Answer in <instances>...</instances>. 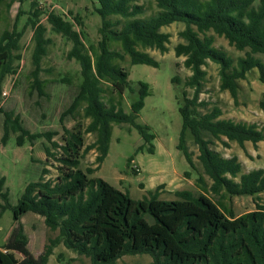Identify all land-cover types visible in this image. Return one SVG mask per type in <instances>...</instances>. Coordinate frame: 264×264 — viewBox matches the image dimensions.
<instances>
[{"label":"trees","instance_id":"trees-1","mask_svg":"<svg viewBox=\"0 0 264 264\" xmlns=\"http://www.w3.org/2000/svg\"><path fill=\"white\" fill-rule=\"evenodd\" d=\"M5 1L0 0V23ZM154 1L158 11L142 18L144 6L139 0H97L96 11L102 20L100 40L90 46L84 41L83 31L75 28L83 26L80 15L67 20L57 12L38 8V0L33 2V18L29 22L35 29L37 42L33 57L35 77L47 53L48 41L44 38L47 28L40 23L45 16L52 31L72 43L68 59L80 65V83L60 121L82 107L84 117L91 121L86 127L82 124L73 130L65 127L64 143L59 144L52 141L55 133H31L19 117L13 119L6 114V124L20 132L19 146L24 145L25 139L33 142L47 137L51 146L59 149L55 154L51 146H45V152L58 163L59 174L55 182L41 178L29 183L14 207L8 201V192L4 191L6 179H0V197L5 201L0 205V217L12 208L15 221L11 238L0 250V264H49L54 247L61 243L90 258L92 264H116L125 255L138 254L149 255L154 264H264V204L257 202L255 210L240 216L229 211L225 204L227 195L254 196L264 192V168L243 173L238 157H225L212 147L216 141H223V137L241 147L246 142L257 146L264 141V130L256 123L223 119L219 106L209 108L210 103L200 98L209 61L219 65L220 88L229 91L235 100L240 92L239 82L246 80L253 69L259 70L264 83V62L255 56L264 54V0ZM115 16L125 19L120 29H115L122 24L120 20H112ZM174 23L185 25L179 33L184 42L176 45L175 53L185 58L184 66L191 71L185 87L193 90L192 96L184 90L180 101L182 129L177 147L195 170L188 140L192 139L197 146V159L204 173L197 178L201 192L179 190L175 192L176 199L161 200L159 194L165 185H160L150 197L136 200L104 179L90 175L100 169L108 155L114 124L136 127L145 142L138 151L147 147L150 153H155L156 134L150 126L136 123L146 98L151 96V86L144 81L138 83V96L131 103V113H126L122 98L130 88V74L116 60H124L127 55L133 65L159 67L153 56L139 48L167 53L170 34L162 28ZM215 35L224 37L239 51L248 50L246 56L235 61L224 49L215 46ZM21 36L14 29L0 37V101L5 77L16 72L14 59H21L14 54L20 49ZM111 42H119L123 53L113 50ZM172 81L181 80L176 76ZM60 82L68 84L71 79L66 76ZM36 86L41 91L38 81ZM108 93H111L109 104L104 101ZM88 133L96 134V140L86 146ZM9 134L6 128L4 143ZM92 149L98 152V166L84 170L80 168L81 160ZM132 161L129 160V165ZM186 175L190 176V172ZM205 176L212 181L210 185ZM209 194L216 200L205 196ZM188 206L206 213L204 221L196 211H185ZM29 212L42 216L52 231H59L56 238H50L38 263L31 259L30 239L22 223L23 216Z\"/></svg>","mask_w":264,"mask_h":264},{"label":"rangeland","instance_id":"rangeland-1","mask_svg":"<svg viewBox=\"0 0 264 264\" xmlns=\"http://www.w3.org/2000/svg\"><path fill=\"white\" fill-rule=\"evenodd\" d=\"M35 0H6L2 5V21L0 23V37L5 31L14 29L21 32L18 43L19 50L14 54L20 56V60L14 59L15 73L5 77L3 89L11 88L10 95L0 107V179H6L4 191L8 192V201L12 207L17 206L25 192V188L31 182H37L41 178L44 181H57L58 163L55 158L45 152V146H51L47 137H42L31 142L25 139L24 145L19 146L17 137L20 132L13 131L11 125L6 124V114L14 119L19 117L22 125L31 133H55L52 141L63 144L65 127L73 130L79 124L88 126L90 119L84 117L83 107L73 115H69L61 122V114L70 105L73 96L80 83V65L73 59H68V52L72 43L61 34H57L47 23L43 16L40 23L44 24L47 31L44 35L46 55L42 59L41 70L35 77L33 57L36 49L35 29L30 24L33 18V2ZM38 8L47 12L54 11L71 20L75 15H80L83 26H75L78 31H83L84 41L87 46L97 44L100 40L99 29L102 20L97 13L99 6L97 0H38ZM144 6V14L140 17L147 18L158 11L154 0H139ZM113 21L120 20L122 24L115 29H120L125 21L122 17H112ZM185 28L182 23H174L162 28L163 32L170 34L169 51L165 54L155 49H143L153 56L159 67L144 64L131 63L129 56L124 60H116L117 64L129 72L130 88L126 90L122 98V107L126 113H131V103L137 98L138 83L144 81L151 86V96L145 100V106L136 120L137 124L148 125L156 134L153 141L155 153H150L146 147L138 151L145 144L137 128L131 124H114L109 152L101 164L100 169L90 177L102 178L131 198L141 200L150 197L158 186L165 185L159 194L161 200L176 199L175 192L179 190H192L200 193L197 185L198 175L204 174L197 157V146L192 139L188 140V146L193 153L196 169L189 165L183 153L178 149L180 133L182 129V117L179 112L180 101L183 99V91L187 90L192 96L193 90L185 87V81L191 75V71L184 66V57H177L175 47L184 42L179 33ZM209 34H214L210 32ZM217 48L224 49L235 61L246 56V51H239L231 46L227 39L215 35ZM111 48L123 53L119 42H111ZM264 62V54H256ZM207 76L202 100L210 103L209 108L216 105L223 111V117L235 122H256L264 130V83L260 80L257 68L248 74L246 80H241L240 92L235 100L229 91L220 88V67L209 61L205 67ZM70 77L71 82H60L63 77ZM180 78V82H173L174 77ZM37 79V80H36ZM36 81L41 85V91L36 86ZM2 89V90H3ZM111 93L104 95V101L109 104ZM116 100L118 96L113 94ZM9 129V137L3 142L5 129ZM96 140V134L88 133L85 136V145H91ZM216 141L212 147L225 157L237 156L243 165V172L264 168V141L258 146L247 142L241 147L237 142ZM148 146V145H147ZM53 153L59 149L51 146ZM96 149L90 150L81 160L80 168L97 167ZM133 161L129 165V160ZM44 169L48 173H44ZM140 170V171H138ZM190 172V176L186 175ZM210 185L212 181L207 177ZM214 201L213 195H205ZM264 204V192L260 195H240L230 197L227 195L225 204L229 211L240 216L256 209V204ZM5 201L0 197V205ZM212 205L214 203L212 202ZM185 211H196L202 222L206 213L188 206ZM30 243L31 259L39 262L45 246L50 238H56L59 231H52L42 216L29 212L22 218ZM15 227L14 212L7 209L0 217V250L9 241ZM22 260V256L17 254ZM49 264H92L90 258L66 248L62 243L54 247ZM116 264H154L153 259L147 254L125 255Z\"/></svg>","mask_w":264,"mask_h":264},{"label":"built area","instance_id":"built-area-1","mask_svg":"<svg viewBox=\"0 0 264 264\" xmlns=\"http://www.w3.org/2000/svg\"><path fill=\"white\" fill-rule=\"evenodd\" d=\"M10 91H11V88H7L5 87L3 90H2V95H1V101H0V107L4 104V102L6 101V99H8L9 95H10ZM140 171V170H138Z\"/></svg>","mask_w":264,"mask_h":264},{"label":"crops","instance_id":"crops-1","mask_svg":"<svg viewBox=\"0 0 264 264\" xmlns=\"http://www.w3.org/2000/svg\"><path fill=\"white\" fill-rule=\"evenodd\" d=\"M222 118H223V119H228V118H224L223 115H222ZM230 120H232V119H230ZM232 121H233V120H232ZM234 122H235V121H234ZM241 122H243V123H256V122H247V121H241ZM236 123H240V122H236ZM256 124H257V123H256ZM257 125L259 126V124H257ZM259 128L262 129L260 126H259ZM224 138H225V137H223V139H224ZM225 139H227V138H225ZM223 141H225V140H223ZM227 141H229V140L227 139ZM232 142H235V141H232ZM261 142H262V141H261ZM246 143H247V142H246ZM246 143H245V144H246ZM259 143H260V142H259ZM259 143H258V144H259ZM252 144H253V143H252ZM257 146H258V145H257ZM232 157H233V156H232ZM236 157H237V156H236ZM238 159H239V158H238ZM239 161H240V160H239ZM240 162H241V161H240ZM241 163H242V162H241ZM243 173H244V172H243ZM262 193H263V192H262ZM260 194H261V193H259V195H260Z\"/></svg>","mask_w":264,"mask_h":264}]
</instances>
